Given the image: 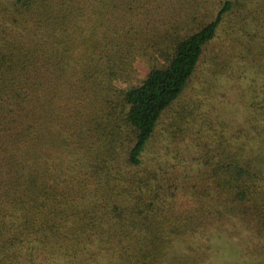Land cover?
Wrapping results in <instances>:
<instances>
[{
    "label": "trees",
    "instance_id": "1",
    "mask_svg": "<svg viewBox=\"0 0 264 264\" xmlns=\"http://www.w3.org/2000/svg\"><path fill=\"white\" fill-rule=\"evenodd\" d=\"M260 6L0 0V264H264Z\"/></svg>",
    "mask_w": 264,
    "mask_h": 264
},
{
    "label": "rangeland",
    "instance_id": "2",
    "mask_svg": "<svg viewBox=\"0 0 264 264\" xmlns=\"http://www.w3.org/2000/svg\"><path fill=\"white\" fill-rule=\"evenodd\" d=\"M262 8H259L256 10L257 14L262 13L263 18L262 20L255 21L256 24H259V28L264 32V0H261V6ZM238 29V28H237ZM139 70L145 74V69L143 66H138ZM251 81H248L246 79L241 80H228L224 83H219L216 86V95L215 97H211V101L208 106V108H212L213 112H221L222 115L228 114L229 117H233L231 120H234V124H232V127L237 128L239 124H244L245 120L243 119V116L246 115V112L244 110L245 106L244 104L250 102H253L254 95L258 91L261 86H263V80L264 76L262 73H256L252 72L251 75ZM264 96V94L262 95ZM235 116V118H234ZM237 116L242 117L239 121H237ZM236 120V121H235ZM210 121H213L211 119ZM232 257V255H230ZM232 264V258H221V259H215L211 263L208 264Z\"/></svg>",
    "mask_w": 264,
    "mask_h": 264
}]
</instances>
